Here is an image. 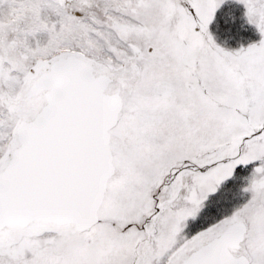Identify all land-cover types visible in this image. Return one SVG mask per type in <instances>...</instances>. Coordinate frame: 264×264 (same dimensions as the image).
Here are the masks:
<instances>
[{
    "label": "snow or ice",
    "instance_id": "snow-or-ice-1",
    "mask_svg": "<svg viewBox=\"0 0 264 264\" xmlns=\"http://www.w3.org/2000/svg\"><path fill=\"white\" fill-rule=\"evenodd\" d=\"M0 264H264V0H0Z\"/></svg>",
    "mask_w": 264,
    "mask_h": 264
}]
</instances>
